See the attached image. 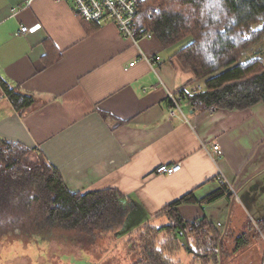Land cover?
Instances as JSON below:
<instances>
[{
  "label": "crops",
  "instance_id": "crops-1",
  "mask_svg": "<svg viewBox=\"0 0 264 264\" xmlns=\"http://www.w3.org/2000/svg\"><path fill=\"white\" fill-rule=\"evenodd\" d=\"M23 26L40 27L20 34ZM141 43L123 38L114 23L84 21L70 0H0V140L43 154L72 192L129 196L135 210L121 234L163 221L161 212L187 195L178 208L186 223L206 219L225 235L240 205L257 225L264 220V104L211 112L185 101L188 121L173 116L168 93L206 89V81L194 82L159 40ZM3 83L33 104L18 110ZM177 163L179 173L156 174ZM221 189L225 196L209 203Z\"/></svg>",
  "mask_w": 264,
  "mask_h": 264
},
{
  "label": "trees",
  "instance_id": "trees-1",
  "mask_svg": "<svg viewBox=\"0 0 264 264\" xmlns=\"http://www.w3.org/2000/svg\"><path fill=\"white\" fill-rule=\"evenodd\" d=\"M155 6L160 12H153ZM140 26L159 40L169 57L193 72L194 82L206 81L204 91L185 99L197 111L246 110L264 104V60L249 58V51L264 39V0H147L141 6ZM3 84L18 110L33 104L32 97ZM226 193L221 189L208 202ZM188 201L189 195L161 212L159 217L165 216L168 224L157 227L150 220L122 235L135 210L129 196L112 189L72 192L43 154L0 140L1 246L58 240L88 251L100 235L109 233L127 238L129 250L138 257L134 264H176L171 256L180 248V232L185 237L205 228L213 234L209 242L213 251H204L218 256L224 235L206 219L184 222L178 208ZM258 228L264 233V220ZM59 229L65 235H54ZM161 236L165 241L159 245ZM220 259L216 257L214 264L222 263Z\"/></svg>",
  "mask_w": 264,
  "mask_h": 264
},
{
  "label": "rangeland",
  "instance_id": "rangeland-1",
  "mask_svg": "<svg viewBox=\"0 0 264 264\" xmlns=\"http://www.w3.org/2000/svg\"><path fill=\"white\" fill-rule=\"evenodd\" d=\"M143 41L146 40H141L140 43ZM257 50L263 52V59L254 56ZM249 58L264 60V39L249 51ZM31 159L37 160V156L32 154ZM233 211L234 224L224 238L219 239L222 249L218 256L214 252L211 254L204 251V249L213 251L209 248L213 234L206 232L204 228L185 237L180 232L178 240L180 248L171 256L174 262L176 264H214L215 258L218 257L222 259L220 264H263L264 233L260 231L258 224L256 225L249 210L237 205ZM157 221L153 223L157 227L168 224L166 217H163L161 222ZM59 234L65 235V232L59 229L54 235L59 237ZM122 235L116 237L114 234H102L96 244L87 249L88 251L67 246L58 240L37 246L0 245V264H89L90 261L95 264H134L138 257L132 255L126 242L127 238ZM164 241V236H161L158 244L161 245Z\"/></svg>",
  "mask_w": 264,
  "mask_h": 264
},
{
  "label": "built area",
  "instance_id": "built-area-1",
  "mask_svg": "<svg viewBox=\"0 0 264 264\" xmlns=\"http://www.w3.org/2000/svg\"><path fill=\"white\" fill-rule=\"evenodd\" d=\"M62 1V0H56ZM147 0H70L73 6L74 12L84 21L90 24H106L114 23L120 35L133 41L136 45H139L141 40H153L154 36L146 31H143L140 26L141 17V6ZM153 12H160V7H153ZM40 26L34 28L22 27L20 29V34H25L29 32H34ZM143 60H148L144 53H141ZM160 60L159 57L156 58V62ZM155 61V59H153ZM134 64H131L133 66ZM203 86L192 87L190 89H182L178 92H169L168 99L172 104L173 116L181 115L184 120L188 121L183 110V102L189 94H197L204 91ZM216 107H210L209 111L215 110ZM218 154H221L220 146L215 145L213 148ZM182 164L177 163L173 165H162L156 170L157 175H169L172 176L181 171ZM220 183L227 184L226 178L220 174L218 177ZM233 190V189H232ZM236 200L239 201V195L235 193Z\"/></svg>",
  "mask_w": 264,
  "mask_h": 264
}]
</instances>
